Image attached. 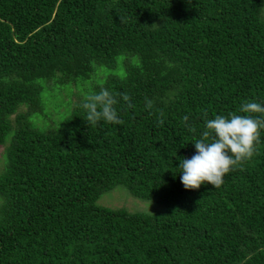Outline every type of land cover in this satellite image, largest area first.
<instances>
[{"label": "trees", "instance_id": "trees-1", "mask_svg": "<svg viewBox=\"0 0 264 264\" xmlns=\"http://www.w3.org/2000/svg\"><path fill=\"white\" fill-rule=\"evenodd\" d=\"M263 12L264 0H0V264H264V129L219 188L186 190L179 168L206 119L264 106ZM95 72L84 97L109 90L123 123L88 126L74 97L43 124L40 80ZM119 185L164 209L97 203Z\"/></svg>", "mask_w": 264, "mask_h": 264}, {"label": "clouds", "instance_id": "clouds-1", "mask_svg": "<svg viewBox=\"0 0 264 264\" xmlns=\"http://www.w3.org/2000/svg\"><path fill=\"white\" fill-rule=\"evenodd\" d=\"M122 98L125 102L130 100L127 94H123ZM84 101V120L88 126L95 127L101 121L123 123L115 108L118 100L109 90L101 88L98 93L87 94ZM128 107L133 105L129 103ZM146 107L151 109L152 101H146ZM239 112L243 115L232 113L228 117L217 115L205 120L200 137L192 142L195 154L182 158L179 164L180 181L186 190L199 189L202 184L219 188L226 174L252 158L260 141V132L264 129V106L250 101L242 104ZM182 122L190 132L196 131L189 124L188 115L183 117ZM160 123H163L162 119Z\"/></svg>", "mask_w": 264, "mask_h": 264}, {"label": "rangeland", "instance_id": "rangeland-1", "mask_svg": "<svg viewBox=\"0 0 264 264\" xmlns=\"http://www.w3.org/2000/svg\"><path fill=\"white\" fill-rule=\"evenodd\" d=\"M98 75V72H95L93 78H88L83 81H79V79L76 84L72 82L65 85L59 84V73L54 74L52 78L48 80H40L42 86L41 99L43 113H40L38 118L44 120L43 124L45 123V119L48 122L58 124L70 114L74 97L78 99L84 97L89 88L88 86L94 81H98L95 80ZM2 153L3 147H0V168L3 165ZM1 203L2 200L0 198V205ZM97 203L111 208L123 207L130 211H145L149 213L158 212L164 209L162 203L136 198L121 185L104 192L99 197Z\"/></svg>", "mask_w": 264, "mask_h": 264}]
</instances>
